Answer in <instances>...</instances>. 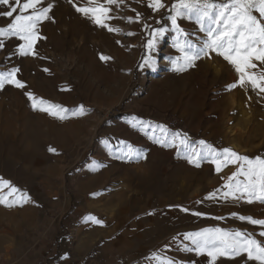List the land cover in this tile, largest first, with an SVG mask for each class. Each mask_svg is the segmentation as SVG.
Returning a JSON list of instances; mask_svg holds the SVG:
<instances>
[{
  "label": "rangeland",
  "instance_id": "obj_1",
  "mask_svg": "<svg viewBox=\"0 0 264 264\" xmlns=\"http://www.w3.org/2000/svg\"><path fill=\"white\" fill-rule=\"evenodd\" d=\"M48 2L54 4L53 19L39 25L44 39L35 45L37 55H19L17 38L6 39L0 49V72L19 67L18 78L27 84L23 90L14 85L0 90V177L31 197L23 205H0V264H93L98 251L120 245L127 236L120 231L136 221L143 224V245L146 240L151 244L149 255L177 264H210L206 254L183 250L182 234L201 228L239 229L264 241V229L231 215L264 219V202L226 201L220 193L209 198L225 190L238 165L217 172L210 158L199 167L188 162L193 149L207 151L200 140L218 151L231 148L264 158V94L250 85L230 89L239 73L215 52L193 68L174 70L173 61L182 55L168 19L174 0H163L166 8L159 12L147 7L148 0L112 5L114 19L107 23L120 32H109L75 10L74 5L95 6L89 0H45L43 6ZM133 8L142 20L130 23ZM11 19L0 16V27ZM178 23L189 43L203 45L206 33L194 20L182 17ZM159 27L166 32L151 52L155 64L141 67L149 54V32ZM101 53L112 59L100 60ZM253 62L257 68L251 71L258 74L264 65ZM25 91L62 105L66 118L33 109ZM137 113L159 119L169 115L197 137L187 136L182 145L183 137L173 139L179 131ZM129 145L135 150L130 159ZM50 146L57 153L49 152ZM158 238L160 246L154 245ZM216 264L253 262L246 256L222 257Z\"/></svg>",
  "mask_w": 264,
  "mask_h": 264
},
{
  "label": "snow or ice",
  "instance_id": "obj_2",
  "mask_svg": "<svg viewBox=\"0 0 264 264\" xmlns=\"http://www.w3.org/2000/svg\"><path fill=\"white\" fill-rule=\"evenodd\" d=\"M71 3L72 0H69ZM141 0H137L140 3ZM45 0H0V5L6 6V10H0V16L12 18L5 26L0 27V49L5 47V40L17 38L22 43L17 46V53L21 56L37 55L35 45L39 40L44 39L40 35L39 25L43 21L52 20L49 15L54 4L48 2L43 6ZM93 7L75 6V10L89 17L96 25L107 28L109 32H120L118 27H111L107 21L114 19L111 15L112 5H124L125 0H89ZM147 7L155 12L165 9L163 0H148ZM168 10V19L171 21L172 28L176 32L174 47L182 53L173 61L174 70L183 72L196 66V61L202 56L210 57L215 52L222 56L226 61L235 67L239 73L238 81L228 85L235 88L238 85L244 87L250 85L257 94H264V67L260 68L257 74L253 69L257 64L264 65V0H174ZM135 17H127L131 22L142 20V14L132 9ZM254 13H258L254 14ZM15 14V15H14ZM187 17L192 19L199 26L200 30L206 33V39L202 46H196L189 43L186 39L188 33L180 26L178 19ZM123 19V18H122ZM145 29H149L148 24H144ZM166 32L164 27L152 29L149 32V39L145 47L149 54L143 58L141 67L154 66L155 59L151 52L156 48L159 38ZM135 33L129 32L128 35ZM100 60L109 61L112 57L101 53ZM44 71H49L44 69ZM19 67H13L8 71L0 72V90L6 85H14L17 89H26L27 84L18 78ZM25 95L32 102L33 109H39L60 120L66 118V112L62 105H57L43 98H38L33 92L25 91ZM83 105L80 106V112L83 113ZM166 130L165 125H159ZM183 137L180 140L182 145L188 141L187 133L176 132L173 139ZM162 146H171L164 140H157ZM204 146L207 151L197 152L193 149V155L189 156L188 162L200 166V161L210 158V162L215 165L217 172L230 164L238 165L237 170L232 172L226 179L220 189L209 194V198H214L220 193L221 199L234 201L243 200L252 204L255 201L264 202V158L256 156L250 158L247 155H240L231 148L215 149L211 144L204 140L198 142ZM126 154L130 159L135 150L131 145ZM49 152L57 153L55 147H49ZM138 154V153H137ZM241 177H243L241 179ZM7 188V193L0 192V205L13 207L16 204L23 205L30 202L31 197L12 184L11 181L0 177V190ZM19 193V194H18ZM18 194V195H17ZM188 212V208H182ZM197 216L204 213L196 212ZM240 221H246L254 226H260L264 229V219L254 218L251 215H241L233 212L231 214ZM89 220L96 224H103L102 220L94 216H89ZM223 219V217H216ZM264 237V230L260 232ZM176 237H173L175 240ZM183 250L194 251L197 254H206L210 258V264H216L218 258H236L246 256L247 261L253 264H264V241L256 239L252 233L243 230H230L221 227L201 228L198 231L182 234ZM168 247V245H165ZM153 257L159 261V264H175L170 257H162L153 253Z\"/></svg>",
  "mask_w": 264,
  "mask_h": 264
},
{
  "label": "crops",
  "instance_id": "obj_3",
  "mask_svg": "<svg viewBox=\"0 0 264 264\" xmlns=\"http://www.w3.org/2000/svg\"><path fill=\"white\" fill-rule=\"evenodd\" d=\"M229 76L232 77L233 75L229 74ZM142 225V221H136V223H131L129 229L121 230V235H127L124 236L125 239L119 241L120 245L102 247L95 255L93 264H159V261L155 259L153 255H149L150 249L148 246L151 245L150 242L146 240L143 245ZM89 243L91 245L92 242ZM156 243L157 244L154 242V245L160 246L163 242L159 240ZM127 244L130 248L129 252H126ZM124 245H126V247ZM143 246L145 252L143 251ZM89 249L90 247L87 250ZM177 263L175 259V264Z\"/></svg>",
  "mask_w": 264,
  "mask_h": 264
},
{
  "label": "trees",
  "instance_id": "obj_4",
  "mask_svg": "<svg viewBox=\"0 0 264 264\" xmlns=\"http://www.w3.org/2000/svg\"><path fill=\"white\" fill-rule=\"evenodd\" d=\"M138 116L144 117L149 120H154L156 122L162 123V124H167L171 129L179 131L181 133H187L188 137H193L196 138L197 136H194L191 132H189L178 120L170 117L169 115H166L162 119L152 117V115H144L137 113Z\"/></svg>",
  "mask_w": 264,
  "mask_h": 264
}]
</instances>
